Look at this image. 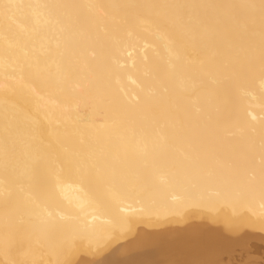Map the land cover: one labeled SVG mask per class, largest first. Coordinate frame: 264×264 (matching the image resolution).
Wrapping results in <instances>:
<instances>
[{
  "label": "bare ground",
  "instance_id": "bare-ground-1",
  "mask_svg": "<svg viewBox=\"0 0 264 264\" xmlns=\"http://www.w3.org/2000/svg\"><path fill=\"white\" fill-rule=\"evenodd\" d=\"M236 255L264 264V0H0V264Z\"/></svg>",
  "mask_w": 264,
  "mask_h": 264
},
{
  "label": "rangeland",
  "instance_id": "rangeland-1",
  "mask_svg": "<svg viewBox=\"0 0 264 264\" xmlns=\"http://www.w3.org/2000/svg\"><path fill=\"white\" fill-rule=\"evenodd\" d=\"M236 257H237V258H236ZM261 257H262V256H261ZM233 258H234V257H233ZM233 258L229 259L230 262L233 261V262H232L233 264H238V263L240 264L241 262L243 263L244 260H245V261H244V263H245L246 260H247V258H248V256H243V257H240V259H239V256L236 255L235 258H234V259H233ZM244 258H246V259H244ZM234 260H236V262H235ZM230 262H229V263H230ZM237 262H238V263H237ZM227 263H228V262H227ZM232 263H230V264H232ZM242 263H241V264H242ZM244 263H243V264H244Z\"/></svg>",
  "mask_w": 264,
  "mask_h": 264
}]
</instances>
